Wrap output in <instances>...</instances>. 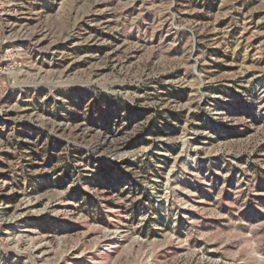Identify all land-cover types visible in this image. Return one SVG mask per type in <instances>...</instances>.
Here are the masks:
<instances>
[{
    "label": "rangeland",
    "instance_id": "374dc122",
    "mask_svg": "<svg viewBox=\"0 0 264 264\" xmlns=\"http://www.w3.org/2000/svg\"><path fill=\"white\" fill-rule=\"evenodd\" d=\"M0 264H264V0H0Z\"/></svg>",
    "mask_w": 264,
    "mask_h": 264
}]
</instances>
